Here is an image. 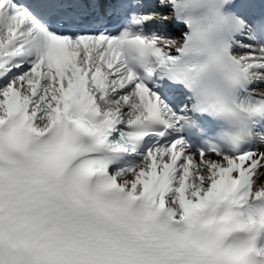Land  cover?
<instances>
[{"label": "snow or ice", "instance_id": "obj_1", "mask_svg": "<svg viewBox=\"0 0 264 264\" xmlns=\"http://www.w3.org/2000/svg\"><path fill=\"white\" fill-rule=\"evenodd\" d=\"M205 233L194 264L264 256V0H0V264Z\"/></svg>", "mask_w": 264, "mask_h": 264}, {"label": "clouds", "instance_id": "obj_2", "mask_svg": "<svg viewBox=\"0 0 264 264\" xmlns=\"http://www.w3.org/2000/svg\"><path fill=\"white\" fill-rule=\"evenodd\" d=\"M207 239L208 234L205 233L189 242V245L183 250V252L179 253V255H183L185 257L183 264H194V260L200 257L204 242ZM258 264H264V256L258 259Z\"/></svg>", "mask_w": 264, "mask_h": 264}]
</instances>
